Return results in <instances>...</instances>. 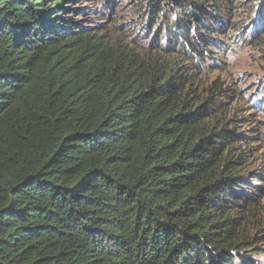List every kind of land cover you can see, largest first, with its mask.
Here are the masks:
<instances>
[{"label": "trees", "instance_id": "16d2710c", "mask_svg": "<svg viewBox=\"0 0 264 264\" xmlns=\"http://www.w3.org/2000/svg\"><path fill=\"white\" fill-rule=\"evenodd\" d=\"M101 4L0 0V264H255L257 106L209 74L264 0Z\"/></svg>", "mask_w": 264, "mask_h": 264}, {"label": "rangeland", "instance_id": "374dc122", "mask_svg": "<svg viewBox=\"0 0 264 264\" xmlns=\"http://www.w3.org/2000/svg\"><path fill=\"white\" fill-rule=\"evenodd\" d=\"M66 6L74 8L76 12L70 11L68 14L75 17L76 20L85 22L89 26H96L100 22H104L106 18V10H103L101 0H61ZM129 13V12H128ZM122 18L127 20L129 15ZM125 18V19H124ZM248 31L250 35L252 30ZM251 32V33H250ZM227 49L221 61L222 68L209 74L213 79L217 74H222L228 80L233 81L235 87L241 90L240 99L247 103L249 107L255 109V115H248L246 128L250 134H258L264 139V49L248 44V42L240 41L232 42L230 46L223 45L222 49ZM243 113L250 112L246 107L241 111ZM264 143V141H263ZM264 247V245H262ZM255 264H264V256L259 254L254 256Z\"/></svg>", "mask_w": 264, "mask_h": 264}]
</instances>
